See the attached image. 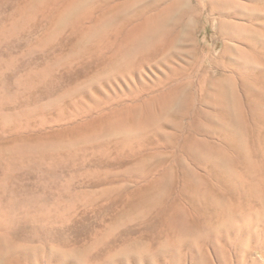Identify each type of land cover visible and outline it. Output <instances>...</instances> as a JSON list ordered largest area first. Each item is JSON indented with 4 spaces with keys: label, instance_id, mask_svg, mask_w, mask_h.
<instances>
[{
    "label": "rangeland",
    "instance_id": "obj_1",
    "mask_svg": "<svg viewBox=\"0 0 264 264\" xmlns=\"http://www.w3.org/2000/svg\"><path fill=\"white\" fill-rule=\"evenodd\" d=\"M0 237L264 264V0H0Z\"/></svg>",
    "mask_w": 264,
    "mask_h": 264
},
{
    "label": "bare ground",
    "instance_id": "obj_2",
    "mask_svg": "<svg viewBox=\"0 0 264 264\" xmlns=\"http://www.w3.org/2000/svg\"><path fill=\"white\" fill-rule=\"evenodd\" d=\"M38 1H36V2H34V3H31V4H29L27 7H26V11L29 13V12H32L33 10H34V8H36V3H37ZM74 4V3H73ZM134 28H136V26L134 27ZM143 29V28H142ZM139 32V31H138ZM137 34V33H136ZM132 35L130 34V37H131ZM134 37V36H133ZM128 39V38H127ZM140 39V41L141 40H143L142 39V37L141 38H139ZM139 39L137 38V40L139 41ZM132 54L133 53H119V60L120 61H123V62H127V61H129L130 59H131V57H132ZM117 120V119H116ZM7 241H4V238H3V240L1 239V237H0V250H2L3 252H4V255H12V256H10V258H12L11 260L12 261H14V260H16L17 258H15V255H13V254H16L15 253V251L13 250L12 251V246L10 245V244H7L6 243ZM23 252V251H22ZM53 253V252H52ZM18 254H19V252H18ZM23 254V257L25 258V259H27V261L29 262V264H35V263H32V261H29L28 259H31L32 258V256L34 255L33 253H31V252H23L22 253ZM46 255V254H45ZM45 255H42L43 256V260H45V258H46V256ZM64 255V254H63ZM70 255V254H69ZM71 258H73V257H71ZM67 259V258H66ZM79 260V259H78ZM48 261H49V259H48ZM74 264H80L79 263V261H77V260H75L74 261Z\"/></svg>",
    "mask_w": 264,
    "mask_h": 264
}]
</instances>
